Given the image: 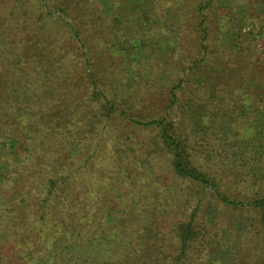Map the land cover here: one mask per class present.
<instances>
[{
    "label": "trees",
    "instance_id": "1",
    "mask_svg": "<svg viewBox=\"0 0 264 264\" xmlns=\"http://www.w3.org/2000/svg\"><path fill=\"white\" fill-rule=\"evenodd\" d=\"M50 10V0H0V264H224L210 252L213 230L238 212L250 220L245 253L225 264H264V68L239 71L241 93L228 95L241 97L208 122L200 108L195 129L189 100L213 83L199 72L206 56L193 77L178 61L168 104L147 115L140 100L109 93L77 25ZM98 134L81 153L80 138Z\"/></svg>",
    "mask_w": 264,
    "mask_h": 264
},
{
    "label": "rangeland",
    "instance_id": "2",
    "mask_svg": "<svg viewBox=\"0 0 264 264\" xmlns=\"http://www.w3.org/2000/svg\"><path fill=\"white\" fill-rule=\"evenodd\" d=\"M205 1L64 0L63 8L61 0H50V11L57 24L63 21L77 25L81 40L88 48V55L93 59L96 70L100 72L101 82L108 88L109 93L115 94L116 98L127 105H131L130 102L135 98L140 100L142 106L153 108L142 112L147 115L163 112L168 104L165 93L171 81L170 76L175 78L173 71L177 67V62L182 60L180 62L186 64L188 74L193 77L194 61L200 56H206L208 60L206 67L209 68L208 66L213 64L214 70L202 66L199 72L201 76H210L214 85L205 84L207 95L202 96L199 102L192 99L188 103V118L197 129V112L200 108L207 107L208 114L204 120L208 122L215 114L220 113L218 110L215 112V108H219L222 102L228 104L241 97L238 94L228 95L229 91L241 93L235 87L239 82L237 79L239 71L242 74L243 70L249 72L264 68V0H213L212 5L200 10L199 3ZM201 21L207 28L206 54H202L198 47L203 35L198 28ZM107 37L109 39L105 42ZM117 37L118 40L125 41L123 51L115 45ZM132 37H138V42L131 43ZM240 47L244 49L241 51ZM239 50L241 52H238ZM223 67L225 69H222ZM151 73L155 74L154 78ZM134 79L140 88L134 85ZM231 84L233 85L230 86ZM242 90V93H249L247 89ZM84 94L80 93L79 96L83 97ZM173 116L172 112L170 118ZM97 119L101 122L103 118L100 119L99 116ZM142 119L147 120L150 117ZM218 119L225 120L224 123L228 127L227 117L224 116L223 120ZM86 120L82 122V128H86L84 127ZM256 120L261 122L263 118L257 116ZM220 135L224 138L225 154L234 159L233 148L226 142L227 133L223 132ZM118 136L117 133H113L111 138L116 140ZM92 137L98 139L102 135L80 138L84 139L83 144L87 147V150L81 153H90L93 146L90 141L93 140ZM130 138L135 140L132 136ZM87 139L89 141H86ZM69 148L70 146L67 149ZM66 152L68 151L63 152L65 153L63 155L68 154ZM164 176L166 177V174ZM228 190L230 194L234 192ZM238 216L239 212L238 215L235 213L231 220H226L221 229L213 230L217 237L210 242V252L224 259V264L227 257L231 256V252L233 255L234 252L237 255L245 253V237L250 220H240ZM244 259L246 264H252L251 257L246 256Z\"/></svg>",
    "mask_w": 264,
    "mask_h": 264
}]
</instances>
